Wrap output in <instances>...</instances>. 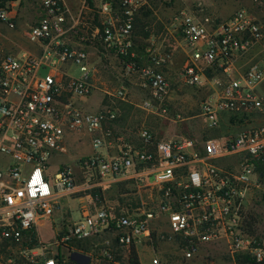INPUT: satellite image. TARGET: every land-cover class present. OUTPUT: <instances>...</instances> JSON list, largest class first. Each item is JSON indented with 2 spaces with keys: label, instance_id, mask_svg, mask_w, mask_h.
Masks as SVG:
<instances>
[{
  "label": "built area",
  "instance_id": "obj_1",
  "mask_svg": "<svg viewBox=\"0 0 264 264\" xmlns=\"http://www.w3.org/2000/svg\"><path fill=\"white\" fill-rule=\"evenodd\" d=\"M171 1L39 0L26 33L36 50L0 61V264H129L139 247L153 252L150 264H190L211 247L264 262L253 211L264 212V24L254 14L240 8L220 20L197 3L171 19L185 56L179 78L208 91L199 116L213 135L133 131L118 124V108L84 106L95 88V50L138 73L150 92L143 109L165 116L170 84L162 69L174 54L148 50L144 61L136 27ZM9 4L0 6V21L15 28ZM74 66L79 77L68 71ZM127 89L105 93L125 100ZM251 119L260 121L231 130ZM74 136H88L92 153L60 163L51 178V159L68 155ZM64 196L83 200L81 218L62 224L52 243L28 245ZM166 244L173 253L160 250ZM15 247H24L20 258L10 253Z\"/></svg>",
  "mask_w": 264,
  "mask_h": 264
},
{
  "label": "rangeland",
  "instance_id": "obj_2",
  "mask_svg": "<svg viewBox=\"0 0 264 264\" xmlns=\"http://www.w3.org/2000/svg\"><path fill=\"white\" fill-rule=\"evenodd\" d=\"M14 6L9 4L8 9H13L15 17V28H10L4 22L0 21V61L9 53H20L22 51H33L27 39L26 33L31 24H33L40 14L39 0H15ZM2 2L0 1V4ZM202 3L208 14L225 20L240 8H246L254 14L261 23L264 24V0H172L170 3H157L152 11H147L138 19L136 27V52L148 59V50L155 52H172L173 60L162 71L166 74L170 84V93L167 99L168 112L163 115L153 113L143 109V102L149 96V90L140 87V78L138 73L127 70L125 66L112 54L99 57V52L93 55V63L97 67L94 77V90L91 97L86 101L85 106L89 111H98L103 105L113 106L119 109V123L125 127L130 122L129 129L135 131L142 127H148L161 137L171 138L176 135H189L198 139L213 135L205 128V122L200 115V103L207 95L208 91L186 86L179 78L184 62V51L178 35L173 31L171 19L180 10L185 7L192 8L195 4ZM6 5V3H4ZM68 70L73 76L79 77L81 72L77 67ZM128 85L125 100L109 96L105 92L113 93L122 85ZM264 90V86H263ZM180 116V119L177 116ZM133 116V118H130ZM228 121V120H227ZM259 119H251L247 122L237 124L232 131L256 126ZM229 126V124H228ZM225 123L223 130H228ZM68 137L70 150L68 155L55 156L49 163L48 174L52 178L60 163L66 162L75 164V160L81 156H88L92 153L88 136ZM63 211L68 212L71 209V215L76 219L79 216L80 202L74 199L71 202L63 200ZM262 207L253 210L259 213V229L264 232V212ZM61 215V214H60ZM109 238L110 236H105ZM55 235L50 229L35 233V237L30 238L28 245L35 240H41L44 243H52ZM96 243V242H95ZM35 245V244H34ZM24 247H15L10 253L20 258V251ZM85 249L90 250L86 245ZM160 250L166 254L174 252L172 245H161ZM153 252L150 249L139 247V259L141 264H150ZM22 261H20L21 263ZM190 264H237L236 260L227 257L226 253L217 248L203 249L191 260Z\"/></svg>",
  "mask_w": 264,
  "mask_h": 264
},
{
  "label": "crops",
  "instance_id": "obj_3",
  "mask_svg": "<svg viewBox=\"0 0 264 264\" xmlns=\"http://www.w3.org/2000/svg\"><path fill=\"white\" fill-rule=\"evenodd\" d=\"M11 4L14 6V2H11ZM13 13H14V12H12V14H13ZM32 47H33V51H35V50H36L35 47H34V46H32ZM141 57H143V56H141ZM143 60L146 61L144 58H143ZM84 106H87L86 103H85ZM104 106H106V104L103 105L101 108H103ZM112 107H113V106H112ZM85 108H86V107H85ZM101 108H100V109H101ZM86 109H87V108H86ZM87 110H88V109H87ZM88 111H89V110H88ZM90 112H93V111L90 110ZM130 118H133V116H131ZM128 120H129V119H128ZM128 120L124 121L125 123L128 124L127 126H125L126 129L129 127V124H130V122H129ZM118 124H120V123H118ZM120 126H121V124H120ZM121 128H124V127L122 126ZM71 151H73L72 148H71ZM63 200H68V202H71L72 200H74V198H71V197H69V196H64L63 198H61V199L59 200V202H60V204H59V209H58L57 212H56V216H55L54 221H44V222H42L41 224H39V226H38V232H37V233L40 234V231H42V230L45 231V230H47V229H50V231H52V232L54 233V235H55V233L58 232V230L60 229V226H61L62 224H67V222L77 221V220H79V219L81 218L80 206H79V211H80L79 216H78L76 219H74V217L71 215V209H70L68 212H64V211H63V207L61 206ZM78 200H79L80 204H81V202L83 201L81 198L78 199ZM60 214H61V215H60ZM52 229H53V230H52ZM40 241H41V240H40Z\"/></svg>",
  "mask_w": 264,
  "mask_h": 264
},
{
  "label": "trees",
  "instance_id": "obj_4",
  "mask_svg": "<svg viewBox=\"0 0 264 264\" xmlns=\"http://www.w3.org/2000/svg\"><path fill=\"white\" fill-rule=\"evenodd\" d=\"M8 1H15V0H2V3L0 4V6H4V3L8 2ZM205 137H207V134H205ZM253 220L257 221V218H253ZM255 221V222H256ZM252 225H254V223L252 222ZM31 237L30 238H34L35 237V232H33L32 234H30ZM37 244V240L34 239V242L31 243L30 246ZM79 247H84L85 244H78ZM7 247V246H6ZM6 247L3 248V250L1 251L2 253H7L6 251ZM20 263V262H18ZM129 264H141L140 263V259L138 256L137 251L135 250V248H132V250L129 253ZM237 264H264V262L261 263H257L256 261L250 260L249 257H243L241 258L240 256L237 257Z\"/></svg>",
  "mask_w": 264,
  "mask_h": 264
},
{
  "label": "water",
  "instance_id": "obj_5",
  "mask_svg": "<svg viewBox=\"0 0 264 264\" xmlns=\"http://www.w3.org/2000/svg\"><path fill=\"white\" fill-rule=\"evenodd\" d=\"M72 258L75 260L76 259V254H73Z\"/></svg>",
  "mask_w": 264,
  "mask_h": 264
}]
</instances>
